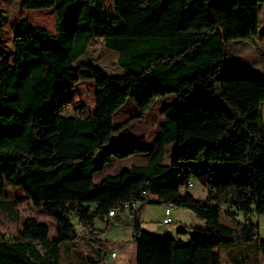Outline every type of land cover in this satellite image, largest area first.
Segmentation results:
<instances>
[{"label": "trees", "instance_id": "obj_1", "mask_svg": "<svg viewBox=\"0 0 264 264\" xmlns=\"http://www.w3.org/2000/svg\"><path fill=\"white\" fill-rule=\"evenodd\" d=\"M262 4L114 0L113 22L105 0H20L12 60L0 58V210L20 228L0 237V264H62L63 244L71 251L84 234L100 244L95 220L132 201H140L127 211L135 264H221L222 246L255 239L264 256L259 224L249 217L264 214V77L218 76L230 41L258 37ZM2 31L0 10V36ZM96 39L118 53L122 75L92 63L71 66ZM83 85L92 87L86 90L93 99L90 112L74 110L70 102ZM170 97L175 101L162 107L164 121L146 163L94 183L113 158L149 151L107 145L112 135L142 120L156 100ZM129 100L138 114L114 127L113 115ZM168 145L171 160L164 164ZM190 180L206 189L204 199L188 190ZM8 190L21 192L44 218L21 219ZM152 203L190 209L204 225L185 241L156 237L140 225L141 211ZM222 208L232 225L220 221ZM238 213L248 219L237 220ZM45 218L52 219L53 232ZM79 259L104 260L100 254Z\"/></svg>", "mask_w": 264, "mask_h": 264}, {"label": "rangeland", "instance_id": "obj_2", "mask_svg": "<svg viewBox=\"0 0 264 264\" xmlns=\"http://www.w3.org/2000/svg\"><path fill=\"white\" fill-rule=\"evenodd\" d=\"M0 10L3 14V31L0 36V58L7 57L12 60L14 50V36L18 32L19 20H20V0H0ZM107 18L113 22L118 21V16L114 10V0H105L104 8ZM229 58L219 72V77H264V4L260 6V31L257 38L253 40H232L228 44ZM118 53L113 50H109L105 47L102 39H96L87 47L86 52L81 55L71 66L77 67L83 63H92L100 67L109 75H122L124 70L117 64ZM92 87L84 85L80 88H75L72 93H78L79 95H73V99L70 102L74 105V110L82 112H90L93 107V99L91 94H87V91H91ZM87 90V91H86ZM175 101V97L167 99L156 100L144 118L140 121H135L123 130L115 133L111 136L108 147L123 146L128 144L141 145L149 149H152L156 145V140L160 131V125L164 121V115L162 107L166 103ZM139 109L135 103L131 100L121 107L113 115L114 127L122 124L125 120L137 115ZM262 114H264V106H262ZM170 149V145L167 146ZM170 154L166 153V157L162 163H169ZM146 159V155H135L124 159L113 158V161L106 164L103 171L97 173L94 178V183L100 181L104 174L113 175L117 174L125 169H128L133 164H139ZM115 167V168H114ZM187 189V188H183ZM203 187L195 182V185L188 189L194 195L202 194ZM8 195L17 200V208L21 219L26 216H34L37 220L44 218L40 210H35L30 201L23 196L19 191L8 190ZM162 204L152 203L149 204L148 218L141 224L143 229L149 228L155 223L162 222V209H158L157 206ZM177 208V206H175ZM179 208V207H178ZM181 210L183 207H180ZM186 212L190 209H183ZM183 212V211H182ZM180 213L182 221L186 222L183 213ZM254 222H258V238L264 239V214H253L249 216ZM72 222L75 224L77 232L82 235L84 233L83 227L78 223L75 217H72ZM152 219V220H151ZM236 219L240 221H246L248 218L242 213L236 215ZM51 231L53 232V221L50 218H45ZM220 221L226 225H232V218L225 213V209H221ZM96 227L100 230L97 234H104L101 238V243L106 247L107 252H103L104 260L102 264H135L136 254L132 252V249L126 243L119 242L120 239H128L131 234L132 224H126L124 221L119 223L116 220L115 223L107 224L102 219H97ZM179 222L175 220L171 226L178 225ZM116 226L115 229H122L121 238H116V232L113 229L104 233V226L111 228ZM131 225V226H130ZM20 228V222H14L11 219L5 217L0 210V237H11L16 234ZM109 230V229H108ZM171 231L168 232V234ZM171 237V236H169ZM119 239V240H116ZM249 242L244 245L233 243L227 246L221 247L220 260L221 264H264V256H262L260 250L257 248L255 242ZM74 246V248H73ZM72 246L74 253H70L63 244L61 246V263L62 264H79V257L84 253L82 245L74 243ZM85 248V247H84ZM116 251L118 256L116 258L111 257V251Z\"/></svg>", "mask_w": 264, "mask_h": 264}, {"label": "crops", "instance_id": "obj_3", "mask_svg": "<svg viewBox=\"0 0 264 264\" xmlns=\"http://www.w3.org/2000/svg\"><path fill=\"white\" fill-rule=\"evenodd\" d=\"M155 148H156V145H155L154 148L149 149V151L147 153H141L142 155H146V159L143 162L139 163V164H133V165L145 164L146 161L148 160V158L150 157L151 153L155 150ZM171 149H172V146H170V149L169 150L166 147L165 152H164V157H163V159H164L166 157V153H169L170 154L169 162L171 160ZM135 155H140V154H134V155H131V156H135ZM131 156H129V157H131ZM95 175H94V178H95ZM105 176L106 175L104 174L103 178ZM201 193L202 194L197 195V196L193 194V196L196 197V198H199V199H204L205 196H206V189L204 187H203ZM139 205L140 204H138V206ZM162 205H160V206L158 205L157 208L161 210L162 209ZM138 206H136V208ZM148 209H149V206H146L141 211V215H140V225L147 220V218H148ZM183 209H187V208H183ZM183 209L181 210L180 207L179 208L178 207L176 208L175 206H173V209L171 211L172 223H174L175 220L179 222V224L178 225H175L174 227L171 226L172 223L171 224H168V225H164L162 222H160V223H155L154 225H151L149 228H146V229H143L142 226H141V229H143V230L147 231L148 233H150V234H152V235H154L156 237H159V238H163V237H166V236H171L173 238L181 239V240H184V241L185 240H188V239H190L192 236H194L196 234L198 227L204 225V221L203 220H200L191 210H189L191 212H188V211L186 212V210H183ZM163 210H164V206H163ZM181 212L184 214L185 218L187 219L186 222L182 221V219H181L182 217L180 216V213ZM162 214H163L162 215V219H163L164 212ZM117 219L120 220L119 223H122L124 221L126 224H132L131 223V221H132L131 216L129 215L128 212H125V211L124 212L123 211L122 212H119V213H117V215L112 216V217H105L104 222L107 223V224L115 223ZM96 221L97 220H95V222H94V225L95 226L97 225L96 224ZM181 227H186L185 234H179L178 233V229L181 228ZM97 228H99V227H97ZM115 228H116V226H113V225H112L111 228H108L107 226H104L103 232L104 233H107L108 231H111L110 229H113L114 231H117L116 232V238H121V231H122V229L121 228L120 229H115ZM131 229H133V227ZM169 231H171V233L168 234ZM131 234L132 235H130V237L128 239H120L119 242L128 244V246L132 249V252H135V254H136V242H135L134 237H133V230H131ZM103 235L104 234H100L96 238L98 240H101V238H102ZM116 240H119V239H116ZM76 243L78 245L81 244L82 245V248L84 249V253L81 255L82 258H87L88 257V258H91V259L95 260L97 258V254H100L101 255L103 252L104 253L107 252L106 247H104L102 245V243L95 244L94 245L91 242H89L88 241V235L87 234H84V237L82 239L80 238ZM73 248H74V246H73ZM73 248L70 251V253H72V254L74 253ZM101 248H102V251L99 252V249H101ZM111 252H115V254H116L113 258H116L118 256V253L116 251H113L112 250ZM80 260L81 259H79V261Z\"/></svg>", "mask_w": 264, "mask_h": 264}, {"label": "built area", "instance_id": "obj_4", "mask_svg": "<svg viewBox=\"0 0 264 264\" xmlns=\"http://www.w3.org/2000/svg\"><path fill=\"white\" fill-rule=\"evenodd\" d=\"M194 186V182L192 180L188 181L187 182V187L188 188H191ZM142 194L149 198V193L147 191H142ZM138 204H140V201H132V202H127V203H124L122 208H119V209H111L109 212H108V216L109 217H112V216H115L117 213L119 212H127L129 210L130 207H136L138 206ZM164 206V216H163V219H162V223L164 225H168V224H171L172 223V217H171V211L173 209V204L172 203H165L163 204ZM236 208H239V206H237ZM111 257H114L116 254L115 252H111L110 253ZM104 256L105 255H100V258L104 259Z\"/></svg>", "mask_w": 264, "mask_h": 264}]
</instances>
